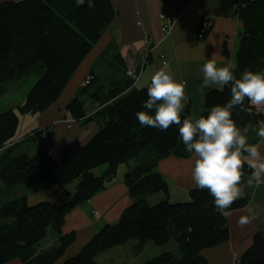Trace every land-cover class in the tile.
<instances>
[{"label": "trees", "instance_id": "obj_1", "mask_svg": "<svg viewBox=\"0 0 264 264\" xmlns=\"http://www.w3.org/2000/svg\"><path fill=\"white\" fill-rule=\"evenodd\" d=\"M236 7L235 17L244 25L236 74L244 70L260 72L264 69V0H238ZM115 17L110 0H94L93 7H78L75 0H0V92L6 84L22 81L40 70L24 103L0 114V153L14 144L21 116L42 114L59 100ZM90 76L92 81L67 105L74 121L98 127L86 145L71 143L59 159L45 152L33 156L3 153L0 157V183L7 189L24 186L36 194L75 184L74 193L61 205L50 201L30 205L27 197L0 205V264H97L100 254L129 241H136L137 254L150 243L159 248L170 242L177 245L180 257L164 253L146 264H208L202 252L229 240L226 216L215 210L207 190L195 188L189 193L188 203L172 204L166 179L157 172L159 163L171 156L192 157L185 152L178 127L173 125L161 132L139 125L135 113L142 110L147 89L134 88L133 79L128 77L125 85L113 84L106 91L98 86L95 75ZM84 96L101 106L92 117L86 113ZM229 99L227 87L211 92L204 110ZM245 107L247 111L234 109L232 119L241 130L255 131L264 114L257 113L247 100ZM188 117L186 108L181 119ZM42 133L33 132L39 137ZM130 163L135 167L125 174L124 184L132 205L115 225L103 227L76 256L62 262L76 240L75 233L63 234L66 218L103 191L119 166ZM102 166L106 170L97 174ZM250 175L245 166L241 186ZM159 193L165 200L150 204L148 197ZM247 205V198L237 199L231 211ZM49 233L58 244L40 250ZM240 262L264 264V233L255 235Z\"/></svg>", "mask_w": 264, "mask_h": 264}, {"label": "crops", "instance_id": "obj_2", "mask_svg": "<svg viewBox=\"0 0 264 264\" xmlns=\"http://www.w3.org/2000/svg\"><path fill=\"white\" fill-rule=\"evenodd\" d=\"M237 1L110 0L116 14L111 26L82 62L58 101L42 114L21 116L14 144L3 153H11L13 156L23 152L33 156L45 152L54 159H59L61 152L71 143L86 145L97 134L98 127L95 123L74 121L67 112V105L83 91L86 79L90 75H95L98 86L102 85L106 91L113 84L125 85L129 80L126 76L127 70L138 64L141 57L148 53L143 43L144 38H150L155 43H159V46L149 54L150 64L141 73L133 87L143 89L135 86L137 82L148 81L155 71L164 67L163 62H166L168 67L165 70L174 75L177 81L186 84L185 91L190 98L186 106L189 109V117L199 118L204 113L206 97L211 92L219 91L203 87L202 66L213 58L218 66H224L228 62L237 64V53L244 30L243 22L235 17ZM163 15L176 20L173 31L167 39H164L161 30ZM204 16L210 17L213 24L206 38L199 41L197 33ZM162 55L164 59H161ZM260 72H264V69ZM39 76L40 74L32 88ZM20 82L13 81L3 87L0 92V114L16 108L26 100L31 90L24 98L5 101L9 91L14 90V86ZM83 101L88 117H92L101 109L98 103L87 96L83 97ZM34 131H48V134L43 139L35 136ZM247 136L250 144L258 143L259 138L254 130H248ZM260 151L264 153V144L260 145ZM3 153H0V157L4 155ZM193 165V156L189 159L171 156L159 163L157 172L166 179L169 190L168 200L172 204L189 202V193L195 189L191 178ZM134 167V163L124 167L119 166L116 176L111 182L106 183L103 191L89 202L78 206L66 218L62 229L63 234L75 233L76 240L66 252L62 262L76 256L98 230L106 225H115L124 211L132 205L133 202L124 184V176ZM0 188H4L1 183ZM60 190L55 186L44 191L48 192L46 201L57 205L67 202L70 194L60 197ZM22 196L27 197L29 203L32 199L34 200V195L29 190L24 194L21 192L20 197ZM243 198L248 199V205L243 209L231 211L226 216L229 240L202 252L208 264H235L252 247L255 235L264 233V183L256 185L253 182L252 186H248L247 183L242 185L239 199ZM147 200L150 204L154 202L158 204L165 200V195L159 193L149 196ZM42 202L45 201L36 200L31 202V205ZM242 219H247L248 222L241 224ZM57 244L58 240L53 237L50 241L46 239L41 244L40 250L46 251ZM136 246V241H129L100 254L96 257V263L146 264L164 253H173L176 257H180L175 243L174 250L171 252L168 250V245L159 248L150 243L140 254H137Z\"/></svg>", "mask_w": 264, "mask_h": 264}, {"label": "clouds", "instance_id": "obj_3", "mask_svg": "<svg viewBox=\"0 0 264 264\" xmlns=\"http://www.w3.org/2000/svg\"><path fill=\"white\" fill-rule=\"evenodd\" d=\"M76 5L93 7L94 0H75ZM167 64L154 72L145 83L137 82L138 88L147 89V99L141 104V111L135 113L141 127H152L167 131L178 127L179 138L185 152L194 157L191 178L195 188L207 190L213 198V206L222 216L230 214L232 204L240 198L241 177L245 166L251 175L248 186L264 183V120H258L255 134L258 143L248 142L245 128L241 130L232 119L234 109L247 111L245 100L259 112H264V72L244 70L237 76V66L228 62L218 66L209 59L201 71L203 87L230 91V99L223 105L205 109L206 115L199 118L181 119L189 96L186 84L177 81L166 71ZM131 89H129L130 91ZM242 219L241 224L247 223Z\"/></svg>", "mask_w": 264, "mask_h": 264}, {"label": "rangeland", "instance_id": "obj_4", "mask_svg": "<svg viewBox=\"0 0 264 264\" xmlns=\"http://www.w3.org/2000/svg\"><path fill=\"white\" fill-rule=\"evenodd\" d=\"M166 16V15H165ZM205 18H207V19H209V20H211L210 19V17H208V16H204L203 18H202V20H201V23H202V21L205 19ZM212 21V20H211ZM163 22H164V20H163ZM212 24H213V22H212ZM201 25V24H200ZM211 28H212V26H211ZM210 28V29H211ZM161 30H162V28H161ZM199 30H200V26H199V29H198V33H199ZM172 31H173V29H172ZM210 32V31H209ZM162 33H163V31H162ZM172 33V32H171ZM198 33H197V39L199 40V38H198ZM171 35V34H170ZM170 35H168L167 37H165L164 36V34H163V37H164V39H167ZM208 35V34H207ZM206 35V36H207ZM206 36L202 39V40H204L205 38H206ZM145 39L146 38H144V40H143V43L145 44ZM148 39H150V38H148ZM202 40H199V41H202ZM153 43L154 44H159V43H155L154 41H153ZM154 52V51H153ZM143 57V56H142ZM148 67V66H147ZM129 70V69H128ZM128 70H127V72H126V76L128 77V75H127V73H128ZM145 70V69H144ZM143 70V71H144ZM38 72H40V70L39 69H37V70H35L33 73H32V75L30 76V77H28V78H25V79H23L19 84H16L15 86H14V90H11V91H9L10 93L8 94V96L6 97V100L5 101H11V100H14V99H19V98H24L27 94H28V92H29V90H31L30 88H32V86H33V84H34V82H36V80H37V76H38ZM139 78V77H138ZM138 78L137 79H135L134 81L136 82L137 80H138ZM131 79V78H130ZM14 84H12V86H13ZM85 85H87V84H85ZM86 88V87H85ZM87 92V91H86ZM19 133H20V130H19ZM19 133H18V136H20L19 135ZM17 136V137H18ZM122 167H124V165H122ZM106 166H102V167H100L97 171H96V173L98 174L99 172H100V174L101 173H103L105 170H106ZM57 187H59L61 190L59 191V196L60 197H62V196H64V195H66V194H73L74 193V191H75V184H72L71 186H64V185H59V186H57ZM7 188H0V205H3V204H5L7 201H9L10 199H14V198H17V197H19L20 198V196H21V192H22V194H24L25 193V191H28L24 186H20L19 188H14V189H10V190H6ZM58 189V188H57ZM24 191V192H23ZM34 195V200L32 199L31 200V202L33 203V202H35L36 200H44V201H46L47 200V195H48V192H40V193H36V194H33ZM17 196V197H16ZM58 196V197H59ZM22 197H24V196H22ZM31 202L29 203L30 205H31ZM156 203L154 202L152 205H155ZM95 214H96V212H94ZM98 230V229H97ZM100 230H98L97 232H99ZM50 232V231H49ZM51 233V232H50ZM50 233H49V236H48V239L47 240H51L52 239V236H53V234H51L52 236H50ZM173 245H174V242H170V244H168V250L171 252V250H174L173 249ZM156 258V257H155ZM235 264H241V262H240V259H238L236 262H235Z\"/></svg>", "mask_w": 264, "mask_h": 264}, {"label": "built area", "instance_id": "obj_5", "mask_svg": "<svg viewBox=\"0 0 264 264\" xmlns=\"http://www.w3.org/2000/svg\"><path fill=\"white\" fill-rule=\"evenodd\" d=\"M162 20H164L163 25H162V31L165 37H167L168 35L171 34L172 29L174 28V25L176 23V20H174L171 17L168 16H161ZM212 26V21L205 18L201 25H200V30L198 33V38L199 40H202L210 31V28ZM145 47L148 50V53H146L143 57H141L140 61L138 64H136L135 66H133L131 69L128 70V77L135 80L137 79L141 73L143 72L144 69L147 68V66L149 65V58H150V53H152L153 51H155L159 44H154L153 41L151 39L146 38L145 39ZM161 59H164V56H161ZM164 64H166V62H163ZM93 77L89 76L86 79V84L88 85L91 81H92ZM258 113V112H257ZM260 114H264V112H259ZM43 132L42 133V138L45 139L47 137L48 131H40Z\"/></svg>", "mask_w": 264, "mask_h": 264}]
</instances>
